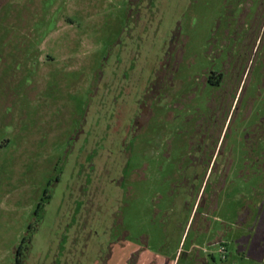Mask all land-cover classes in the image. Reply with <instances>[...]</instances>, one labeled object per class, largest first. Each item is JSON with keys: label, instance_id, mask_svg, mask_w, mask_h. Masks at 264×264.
Wrapping results in <instances>:
<instances>
[{"label": "rangeland", "instance_id": "obj_1", "mask_svg": "<svg viewBox=\"0 0 264 264\" xmlns=\"http://www.w3.org/2000/svg\"><path fill=\"white\" fill-rule=\"evenodd\" d=\"M246 3L245 21L250 28L254 20L252 32L258 38L257 44L260 43L257 58L260 61L264 58V6L258 5V0L252 7L249 1ZM235 4V0H152L149 11L152 16H147L146 10L141 14L136 5L129 4V0H0V264H16L15 247L21 243L28 224H35V219L39 221L34 215L37 203L48 188V182L52 180L54 184L62 175L60 166L68 147L66 140L72 137L74 129H69V133L58 127L44 130V113L53 109V118L57 121L62 114L68 115L67 119L65 117L66 124L70 123V116L74 119L83 114L85 128L90 130L94 124L91 115L97 110L95 107L101 94L93 99L90 113L88 91L84 92L82 88L88 86L96 72H101L103 82H107L105 78L111 77L113 68L117 69V83L124 75L128 79L132 72L134 74L131 81L136 85L130 84V95L125 97L129 98L128 106L131 108L137 104V95L142 94L152 82V75L160 63L169 56L164 49L170 42L169 38L178 33L186 50H193L197 55V66L200 62L211 64L213 52L218 47L221 48L222 66L230 53L235 51L234 46L239 48L245 44H241L240 38L237 41L229 38L236 30V19L242 13ZM233 6L234 15L228 11ZM129 11L133 12L131 17ZM227 31L229 34H226ZM225 35L229 37L224 40ZM204 52L208 53L207 58ZM196 65L192 70L184 71L185 81L200 68L196 69ZM261 68V64L256 66L246 94L242 93L245 94L242 110L235 119V113L230 111L222 129L221 141L228 133L226 142L224 139L221 143V154L225 143V158H231L232 164L228 176L223 179L225 158H221V206L209 219L211 229L202 235L192 234L187 240L178 237L167 244L163 231L153 226L148 217L149 199L144 224L141 209H137L136 204L129 216L131 240L134 241V237L143 230L150 237L144 258L138 264H264L263 175L252 179L248 175L241 176L248 153L246 129L264 116ZM57 97L58 104L52 108L49 99ZM125 98H122L123 101ZM46 99L48 103H45ZM142 105L147 114H153V103ZM84 107H87L85 111ZM130 113L131 110L113 121V126L125 127ZM152 116L143 118L149 128L157 122V115ZM168 116L167 111L161 113V118ZM183 118L178 117L173 126L167 120L163 121L167 138L173 140V145L177 144L178 152L188 138L186 133L176 135V125L182 124L185 121ZM86 136L88 138L91 133L86 131ZM151 136L153 131L149 138ZM141 138L139 136L132 144L133 150L129 149L132 154L130 167L138 163ZM81 139L77 141L76 148ZM258 167L251 170L259 174ZM249 170L250 167L247 172ZM66 179L67 176H63V181L56 183L54 190L50 188L53 196L41 216L43 219L25 264H50L51 258H63L64 247H59V241L64 238L66 223L62 216L68 212L64 210L66 202L74 203L75 198L67 193L66 206L61 208V192L72 190ZM160 181L159 186L152 182L151 190H158L162 196L161 206L165 207L172 202L171 188L164 183L163 177ZM245 207L251 208L252 219L239 222V211ZM99 219L98 226L101 228L98 233L97 227L90 225L91 228L84 231L86 236L92 233L89 241L77 240L74 249L78 250V255H73L75 264H97L99 254L107 253L109 237L108 232L107 237L104 234L102 226L108 219L107 212ZM130 255L127 249L118 246L108 264H137L128 263Z\"/></svg>", "mask_w": 264, "mask_h": 264}, {"label": "flooded vegetation", "instance_id": "obj_2", "mask_svg": "<svg viewBox=\"0 0 264 264\" xmlns=\"http://www.w3.org/2000/svg\"><path fill=\"white\" fill-rule=\"evenodd\" d=\"M235 1V5L242 10V13L236 19L238 24L232 37H228L235 41L240 38L242 43L239 42V44L243 42L245 44L243 47L240 45L239 48L238 45L234 46L235 51L230 53L222 66L220 47L214 52H208L214 54L211 64L203 65L200 62L197 66L198 63L195 61L197 55L193 50H186L185 44L179 40L180 34L178 33L169 38L170 42L164 47L169 56H166L164 62L160 63L161 65L152 75V82L142 94L137 95V104H133L131 108L129 98L125 97L130 95L129 86L131 83L134 84L131 81L134 74L132 72L128 79L124 75L117 83L115 76L117 69L113 68L111 77L105 78L107 82H103L104 76L102 77L101 72H96L88 86L85 85L82 88V91H88L87 102H89L88 109L90 110L91 108L93 110L94 100L101 94L96 103L95 109L97 110L91 115L94 118V124L90 130L85 128L83 114L74 119L70 116L71 121L66 124L65 117L67 119L68 115L62 114L57 121L53 118V109L44 113L42 124L44 130L58 127L66 129L69 133V129H74L72 137L69 136L66 140L68 147L60 166L62 175L67 176L66 180L71 184L72 190L64 189L61 192L63 193V207L61 208L66 206L65 195L67 193H70L69 196L74 195L75 198L74 203L66 202L67 206L64 210L67 209L68 212L63 213L62 216V220L66 223L64 238L59 241V247H64V253L61 251L63 258L61 260L51 258L50 264H75L73 255H78V250L74 249L77 240L82 238L89 241L92 233L88 236L84 233L88 228L96 226V233H98L99 218L105 212H107L108 219L102 226L106 237L108 232L110 246L106 254H99L97 264H108L114 249L118 246L130 252L128 263L137 262L138 264L144 258L147 250L146 244L150 237L143 230L134 237V241L131 240L129 216L137 204V209H141V220L144 224L147 199H149L147 210L151 224L157 226L161 232L163 231L167 244L178 237L187 240L192 234L202 235L211 229L209 219L213 213L219 211L221 206L223 189L221 178L228 176L232 164L231 158H225V143L221 154V143L224 139L226 142L228 133L223 135L224 139L221 141L222 129L228 121L230 111L235 113L233 115L235 119L242 110L243 99L258 64L262 66L260 88H264V58L260 61L257 59L260 43L257 44L258 38L252 32L254 20L250 28L247 27L245 21L247 13H245L244 5L249 1V6L252 7L255 0ZM129 4L136 5L141 14L146 10L147 16H152L149 14L152 0H129ZM258 5L264 6V0H258ZM228 11L234 15L235 6ZM132 14L133 12L129 11L130 17ZM238 30L242 32L239 33ZM245 32L248 36H245ZM228 37L225 35L224 40ZM245 37L246 41H243ZM236 50H238L237 53ZM203 54L207 58V54L205 52ZM193 65H196V69L200 68L193 76L188 77L187 82L183 73L188 69L192 70ZM134 68L131 69L134 70ZM99 84L100 90L98 89ZM243 92H245L244 95ZM44 101L48 103L47 99ZM49 101L51 107L54 108L53 105L58 104V97L54 100L49 99ZM232 101H234V107L231 104ZM142 103H153L155 107L153 114L152 112L147 114ZM86 108L84 107L83 111ZM90 110L91 113L92 110ZM129 110H131V117L128 124L122 128L114 127L113 121L123 117ZM164 111L169 112L166 119L161 118V113ZM152 115H157V122L149 128L150 126L143 121V118ZM180 116H184L185 121L176 125V135L186 133L188 138L185 140L186 143L181 144L180 152H178L177 144L173 145V140L167 138L168 132L163 121L167 120L173 126ZM228 128L231 127L228 126ZM86 131L91 133L88 138ZM151 131H153V136L149 138ZM80 136H83L82 139ZM139 136L142 138L141 144L138 143L140 146L138 163L130 167L132 154L129 149H134L132 144ZM80 139V145L76 148V143ZM245 141L248 153L241 176L248 175L251 179L254 176H264V116L258 118L246 129ZM221 158H225L222 177ZM257 165L259 174L251 170ZM249 167L250 170L247 172ZM62 175L56 179L54 184L52 180L48 182V188L37 203L34 215L39 218V221L35 219V224L33 222L28 224L21 243L15 247L16 264H25L34 236L43 219L41 216L53 196L51 191L56 188V183L63 181ZM263 176L262 179H264ZM161 177L164 178V183H168L171 188L169 194L172 202L165 207L161 206L162 196L159 195L158 190H151L152 182L159 186ZM252 216L251 208L245 207L244 210L239 211L238 221L241 222L243 219L248 221L252 219ZM218 241L220 242L221 238Z\"/></svg>", "mask_w": 264, "mask_h": 264}]
</instances>
